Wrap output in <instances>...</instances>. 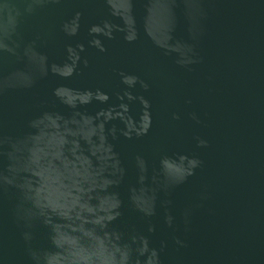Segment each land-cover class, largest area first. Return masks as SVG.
<instances>
[{
	"label": "water",
	"instance_id": "water-1",
	"mask_svg": "<svg viewBox=\"0 0 264 264\" xmlns=\"http://www.w3.org/2000/svg\"><path fill=\"white\" fill-rule=\"evenodd\" d=\"M0 264H264V0H0Z\"/></svg>",
	"mask_w": 264,
	"mask_h": 264
}]
</instances>
